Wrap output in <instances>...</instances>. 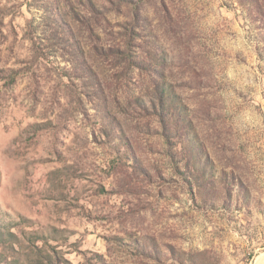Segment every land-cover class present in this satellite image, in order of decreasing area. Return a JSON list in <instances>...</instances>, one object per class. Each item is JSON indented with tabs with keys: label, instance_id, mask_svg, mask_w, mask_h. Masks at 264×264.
<instances>
[{
	"label": "rangeland",
	"instance_id": "374dc122",
	"mask_svg": "<svg viewBox=\"0 0 264 264\" xmlns=\"http://www.w3.org/2000/svg\"><path fill=\"white\" fill-rule=\"evenodd\" d=\"M0 264H264V0H0Z\"/></svg>",
	"mask_w": 264,
	"mask_h": 264
},
{
	"label": "trees",
	"instance_id": "16d2710c",
	"mask_svg": "<svg viewBox=\"0 0 264 264\" xmlns=\"http://www.w3.org/2000/svg\"><path fill=\"white\" fill-rule=\"evenodd\" d=\"M160 101H161V103H162V109H164V108H166V106L165 105H167V100L165 101V96H163V98H160ZM164 113V112H163ZM170 115H169V113L165 116V117H169ZM161 119H162V121H164L165 122V118L163 117V116H161Z\"/></svg>",
	"mask_w": 264,
	"mask_h": 264
}]
</instances>
